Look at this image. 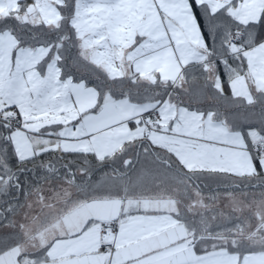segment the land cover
Wrapping results in <instances>:
<instances>
[{
	"label": "snow or ice",
	"instance_id": "obj_1",
	"mask_svg": "<svg viewBox=\"0 0 264 264\" xmlns=\"http://www.w3.org/2000/svg\"><path fill=\"white\" fill-rule=\"evenodd\" d=\"M0 264H264V0H0Z\"/></svg>",
	"mask_w": 264,
	"mask_h": 264
}]
</instances>
